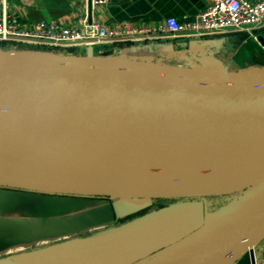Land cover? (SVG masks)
<instances>
[{
    "label": "water",
    "instance_id": "95a60500",
    "mask_svg": "<svg viewBox=\"0 0 264 264\" xmlns=\"http://www.w3.org/2000/svg\"><path fill=\"white\" fill-rule=\"evenodd\" d=\"M228 41L264 44L246 34ZM0 189L124 201L237 195L130 264H255L264 240V68L214 74L93 48H0Z\"/></svg>",
    "mask_w": 264,
    "mask_h": 264
},
{
    "label": "crops",
    "instance_id": "0c3cea01",
    "mask_svg": "<svg viewBox=\"0 0 264 264\" xmlns=\"http://www.w3.org/2000/svg\"><path fill=\"white\" fill-rule=\"evenodd\" d=\"M208 2L112 0L95 15L107 26L157 25L168 17L191 20ZM2 4L29 26L78 23L87 9L83 2L67 0H0V9ZM234 35L238 34L117 43L96 46L93 52L95 56L109 53L125 60L214 74L264 68V51L258 44L236 47L228 41ZM257 35L264 42V27ZM234 46L233 52H227ZM82 50L69 52L80 54ZM214 202L215 198L124 201L48 197L0 189V264H130L180 239L201 219L211 218L220 208ZM143 227L142 232L135 231Z\"/></svg>",
    "mask_w": 264,
    "mask_h": 264
},
{
    "label": "built area",
    "instance_id": "2783aa9c",
    "mask_svg": "<svg viewBox=\"0 0 264 264\" xmlns=\"http://www.w3.org/2000/svg\"><path fill=\"white\" fill-rule=\"evenodd\" d=\"M67 1L85 4V15L78 23L39 22L33 26L23 25L2 4L0 43L36 49L86 50L117 43L195 38L226 33L246 34L256 41L257 32L264 27V0H209L205 8L191 20L178 21L174 17H168L157 25L147 26H107L96 20L97 9L107 6L112 0ZM259 45L264 51V44Z\"/></svg>",
    "mask_w": 264,
    "mask_h": 264
},
{
    "label": "rangeland",
    "instance_id": "374dc122",
    "mask_svg": "<svg viewBox=\"0 0 264 264\" xmlns=\"http://www.w3.org/2000/svg\"><path fill=\"white\" fill-rule=\"evenodd\" d=\"M56 52V51H55ZM237 195H231L226 198H217L215 199V204L217 205H227L231 204L235 199ZM255 255H256V263L257 264H263V259H264V240L256 247L255 249Z\"/></svg>",
    "mask_w": 264,
    "mask_h": 264
},
{
    "label": "bare ground",
    "instance_id": "6f19581e",
    "mask_svg": "<svg viewBox=\"0 0 264 264\" xmlns=\"http://www.w3.org/2000/svg\"><path fill=\"white\" fill-rule=\"evenodd\" d=\"M256 177V174L255 175H248V176H244V177H241V178H237L236 180L226 184V185H222L221 188L223 190H233V189H237L239 187H242V186H245L249 183H251L253 181V179ZM222 189H215L213 190L214 192L215 191H221Z\"/></svg>",
    "mask_w": 264,
    "mask_h": 264
},
{
    "label": "trees",
    "instance_id": "16d2710c",
    "mask_svg": "<svg viewBox=\"0 0 264 264\" xmlns=\"http://www.w3.org/2000/svg\"><path fill=\"white\" fill-rule=\"evenodd\" d=\"M0 46H2V47H5V46H9V45H6V44H2V43H0ZM16 48H18V49H25V48H31V49H34V48H32V47H26V46H16ZM42 50V49H41Z\"/></svg>",
    "mask_w": 264,
    "mask_h": 264
}]
</instances>
